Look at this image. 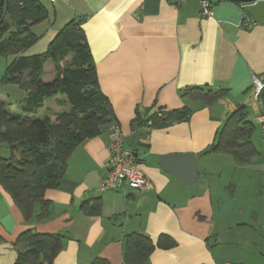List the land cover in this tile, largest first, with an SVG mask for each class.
<instances>
[{"label":"crops","instance_id":"0c3cea01","mask_svg":"<svg viewBox=\"0 0 264 264\" xmlns=\"http://www.w3.org/2000/svg\"><path fill=\"white\" fill-rule=\"evenodd\" d=\"M39 2L48 18L31 29L39 39L26 54L44 52L65 24L81 18L99 88L115 120L74 149L59 188L45 193L51 203L47 220H37L36 206L34 217L25 221L0 185V264H15L17 250L25 248L16 239L27 230L64 237L53 264H91L96 259L126 264V237L132 233L152 241L148 264H264L263 111L258 101L264 24L255 23L242 4L227 0H216L212 17L201 16L198 0ZM11 60L0 56V82ZM44 71L54 77L52 64L46 63ZM193 88L227 94L206 106L184 97ZM0 93L10 102L18 97V105L25 98L16 85L0 84ZM65 98L46 100L42 115L68 111ZM184 107L191 111L185 121L162 128L134 124L138 116ZM240 107L255 125L251 140L259 153L242 166L230 155L208 153L228 116ZM115 125L149 182L145 190L98 191ZM186 153L194 154L198 165L192 185L158 162L161 156ZM9 155L8 147L0 145V159ZM234 184L244 191L240 201ZM96 199L102 202L101 215L84 214L80 207ZM162 236L174 245L160 248Z\"/></svg>","mask_w":264,"mask_h":264},{"label":"trees","instance_id":"16d2710c","mask_svg":"<svg viewBox=\"0 0 264 264\" xmlns=\"http://www.w3.org/2000/svg\"><path fill=\"white\" fill-rule=\"evenodd\" d=\"M4 15H8V21H3ZM47 18L48 11L39 0H4L3 5L0 0V56L12 57L0 84L16 85L25 94L15 110L12 102L0 97V145L8 147L10 153L8 158L0 159V185L25 221L34 217L36 206L40 209L38 221L49 218L51 203L45 193L59 188L74 149L99 136L102 127L115 120L109 99L100 91L81 18L65 24L44 52L26 54L39 39L31 29ZM48 62L53 65L54 77L45 82L44 66ZM261 78L258 101L264 114V75ZM226 94L227 90L193 88L184 97L211 106ZM57 96L66 97L69 110L55 119L49 114L40 116L46 100ZM58 105L62 108L63 100ZM190 114L187 107L171 112L158 110L146 118L138 116L134 124L162 128L185 121ZM254 131L247 109L240 107L228 116L208 153L230 155L237 165H249L259 155L251 140ZM80 209L88 216H99L102 202L100 199L86 202ZM63 242L64 237L59 234L22 232L16 245L23 244L25 248L17 250L15 264H53ZM172 245L170 238H159L160 248ZM153 249L148 237L132 233L126 237L124 261L148 264ZM91 264L110 262L96 259Z\"/></svg>","mask_w":264,"mask_h":264},{"label":"built area","instance_id":"2783aa9c","mask_svg":"<svg viewBox=\"0 0 264 264\" xmlns=\"http://www.w3.org/2000/svg\"><path fill=\"white\" fill-rule=\"evenodd\" d=\"M59 0H50L57 3ZM185 1V0H180ZM202 17L213 16V5L216 0H198ZM264 4V0H253L248 3L251 6ZM248 26V24H247ZM161 116V114H158ZM261 138L264 145V114L260 116ZM151 125V122H148ZM109 160L107 173L98 188L100 193L106 191H124L125 189L138 191L145 190L149 182L145 175L137 168L135 153L125 146V136L119 126L112 129L111 141L108 145ZM232 264V263H227Z\"/></svg>","mask_w":264,"mask_h":264},{"label":"water","instance_id":"95a60500","mask_svg":"<svg viewBox=\"0 0 264 264\" xmlns=\"http://www.w3.org/2000/svg\"><path fill=\"white\" fill-rule=\"evenodd\" d=\"M234 3L242 4L243 11L257 24H264V4L257 6L248 5L253 0H227ZM3 5V0H1ZM158 162L164 170L179 179L185 184L192 185L198 177V165L194 154H172L161 156Z\"/></svg>","mask_w":264,"mask_h":264},{"label":"rangeland","instance_id":"374dc122","mask_svg":"<svg viewBox=\"0 0 264 264\" xmlns=\"http://www.w3.org/2000/svg\"><path fill=\"white\" fill-rule=\"evenodd\" d=\"M3 4H4V0H3ZM5 20L6 21H8L9 20V17H8V15H4V22H5ZM49 64H51L50 62H48ZM43 79H44V81L45 82H50L51 81V79H50V76L47 74V73H45L44 74V76H43ZM0 94H3V93H0ZM10 96V98H12L11 97V95H8V97ZM7 97V95H5V97L4 98H8ZM61 97H63V96H58V97H54L53 99H48V101L49 102H52V101H55V100H57V99H59V98H61ZM14 99H12L11 100V102H12V105H13V110H15L19 105H18V103H16V102H19V99H18V97H17V99H15L16 97H13ZM55 104H56V102H55ZM44 113V108L40 111V116H42V114ZM56 113H54V112H51V115H52V117L55 115ZM55 116H57V114L55 115ZM235 185V184H234ZM235 187H236V185H235ZM237 188V191H236V194H235V198H237V201H240V196H242L243 195V193H244V191H243V189L241 188V187H236Z\"/></svg>","mask_w":264,"mask_h":264}]
</instances>
